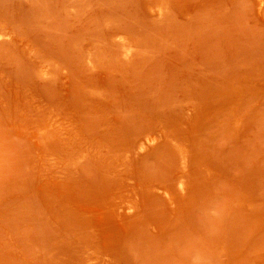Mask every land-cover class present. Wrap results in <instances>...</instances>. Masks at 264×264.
Wrapping results in <instances>:
<instances>
[{
	"label": "rangeland",
	"instance_id": "1",
	"mask_svg": "<svg viewBox=\"0 0 264 264\" xmlns=\"http://www.w3.org/2000/svg\"><path fill=\"white\" fill-rule=\"evenodd\" d=\"M0 34V264H264V3L0 0Z\"/></svg>",
	"mask_w": 264,
	"mask_h": 264
},
{
	"label": "bare ground",
	"instance_id": "2",
	"mask_svg": "<svg viewBox=\"0 0 264 264\" xmlns=\"http://www.w3.org/2000/svg\"><path fill=\"white\" fill-rule=\"evenodd\" d=\"M207 1H208V0H207ZM259 3L262 5V4L264 3V0H259ZM161 4H162V3H161ZM206 4H207V3H206ZM157 5H158V4H157ZM162 5H163V4H162ZM162 5L159 4V5H158L159 8H160V6H162ZM158 6H157V10L159 9ZM164 7H165V6H163V7L159 10V12L162 11V14H163V12H164L163 9H165ZM155 8H156V7H155ZM157 10H156V11H157ZM137 11H138V10H137ZM174 13H175V12H174ZM154 18H156V17H154ZM152 20H153V19H152ZM155 20H156V19H155ZM152 23H153V22H152ZM126 25H127V24H126ZM135 26H136V25H135ZM119 29H120V28H119ZM123 29H125V28H123ZM144 29H145V28H144ZM138 30H139V29H138ZM125 31H126V30H125ZM125 33H126V32H125ZM132 33H133V32H132ZM118 34H119V33H118ZM3 35H4V34H3ZM116 35H117V34H116ZM123 35H124V34H123ZM120 36H122V34H120ZM0 37H1V34H0ZM117 37H118V36H117ZM125 37H126V36H125ZM121 38H123V37H121ZM127 38H129V37H127ZM120 40H121V39H120ZM125 40H126V39H124L123 41H125ZM121 42H122V41H121ZM125 42H126V41H125ZM137 42H138V41H137ZM130 45H131V44H130ZM132 45H133V44H132ZM132 45H131V46H132ZM134 45H135V44H134ZM18 46H19V45H18ZM128 48H130L129 45H128L127 49H128ZM127 51H129V50H127ZM127 51H126V52H127ZM131 51H132V49H131ZM131 51H130V52H131ZM123 61H124V60H123ZM100 67H101V66H100ZM103 70H104V69H103ZM45 71H46V70H45ZM56 71H57V70H56ZM46 74H47V71H46ZM39 128H40V127H39ZM147 141H148V140H147ZM143 144H144V143H143ZM171 144H172V143H171ZM145 147H146V146H145ZM134 148H135V147H134ZM134 150H135V149H134ZM138 153H139V152H138ZM139 156H140V155H139ZM124 157H125V156H124ZM179 163H180V162H179ZM190 169H191V168H190ZM181 182H182V181H181ZM134 184H135V183H134ZM183 184H184V183H183ZM186 186H187V185H186ZM159 188H160V187H159ZM181 188H182V187H181ZM184 188H186V187H183L182 189H184ZM155 194H156V193H155ZM130 205H131V204H130ZM133 207H134V206H131L132 209H133ZM91 264H92V263H91Z\"/></svg>",
	"mask_w": 264,
	"mask_h": 264
}]
</instances>
